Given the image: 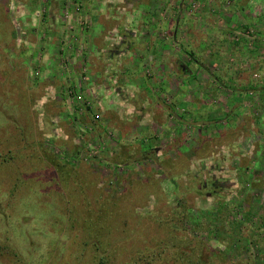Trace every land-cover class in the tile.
I'll use <instances>...</instances> for the list:
<instances>
[{
    "label": "rangeland",
    "instance_id": "rangeland-1",
    "mask_svg": "<svg viewBox=\"0 0 264 264\" xmlns=\"http://www.w3.org/2000/svg\"><path fill=\"white\" fill-rule=\"evenodd\" d=\"M0 214V264H264V0H0Z\"/></svg>",
    "mask_w": 264,
    "mask_h": 264
},
{
    "label": "trees",
    "instance_id": "trees-1",
    "mask_svg": "<svg viewBox=\"0 0 264 264\" xmlns=\"http://www.w3.org/2000/svg\"><path fill=\"white\" fill-rule=\"evenodd\" d=\"M69 150H71V149H69ZM57 167H59V168L64 167V164L59 163V165ZM3 213L4 212H2L1 214H3ZM1 214H0V217H1ZM184 216H185V214H184ZM0 219H1L2 228H4L5 230L7 229L8 233L12 234L10 232L11 230H9L11 226L10 225L8 227L6 226L5 218H2L1 217ZM185 220H187V221L189 220L190 221V219H188V216L185 218ZM13 232H15V231L13 230ZM2 247L4 248V247H7V246H0V248H2ZM102 248L103 247H100V248L99 247H95V250H98L99 251V249H100V251H101ZM11 254H14V256H15L16 259L17 258L18 259L20 258V256H18V254L16 252L12 251V250H11ZM104 256L105 255L103 253H100L99 259L97 260L99 262V264H106L105 259H104ZM177 258H178L177 259L178 261H181V264H202L201 261H199V260H196L194 262L192 260H189L188 257H182L181 255H179V253L177 255ZM135 263H136V261L134 260V261H132L131 264H135ZM128 264H130V263H128ZM145 264H151V262L150 261H147V262H145Z\"/></svg>",
    "mask_w": 264,
    "mask_h": 264
}]
</instances>
